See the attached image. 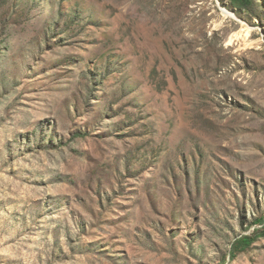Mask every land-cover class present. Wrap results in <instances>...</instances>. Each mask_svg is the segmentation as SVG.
Returning a JSON list of instances; mask_svg holds the SVG:
<instances>
[{
    "label": "rangeland",
    "instance_id": "1",
    "mask_svg": "<svg viewBox=\"0 0 264 264\" xmlns=\"http://www.w3.org/2000/svg\"><path fill=\"white\" fill-rule=\"evenodd\" d=\"M264 0H0V264H264Z\"/></svg>",
    "mask_w": 264,
    "mask_h": 264
},
{
    "label": "trees",
    "instance_id": "2",
    "mask_svg": "<svg viewBox=\"0 0 264 264\" xmlns=\"http://www.w3.org/2000/svg\"><path fill=\"white\" fill-rule=\"evenodd\" d=\"M232 7L241 12L244 9L251 8L254 4V0H229ZM256 223L263 226L260 232H256L253 235H242L235 239L231 245L230 257L235 258L237 254L247 249L258 237H264V217L261 216L255 219Z\"/></svg>",
    "mask_w": 264,
    "mask_h": 264
}]
</instances>
